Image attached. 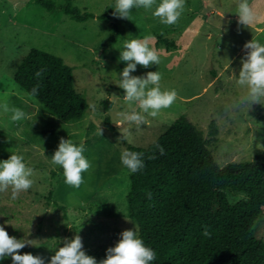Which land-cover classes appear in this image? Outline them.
<instances>
[{
    "label": "rangeland",
    "instance_id": "obj_1",
    "mask_svg": "<svg viewBox=\"0 0 264 264\" xmlns=\"http://www.w3.org/2000/svg\"><path fill=\"white\" fill-rule=\"evenodd\" d=\"M51 2L48 9L36 0H0V161L12 153L23 155L34 169L35 181L15 200L11 187L0 192V225L10 236L33 244L20 254L31 253L50 264L65 239L78 234L85 253L99 264L124 230L137 232L126 216L130 171L122 165L121 154L129 145L152 144L180 116L194 125L218 167L264 162V105L235 106L245 91L236 82L246 53L243 46L252 39L264 44V19L250 27L239 25V0H186L173 25L162 24L153 15L155 7L133 8L127 20L114 16L116 0H72L81 11L94 14L77 21L61 11L65 0ZM249 2L264 17V0ZM107 8L112 10L108 19L98 18ZM148 35L154 37L150 43L159 51L161 63L149 68L137 65L131 74L159 71L162 90L174 89L178 95L170 108L156 118L146 117L137 127L121 116L140 110L124 100V90L118 86L127 66L120 53L126 41ZM158 36L167 42L158 41ZM33 47L72 66L74 87L88 103L81 118H57L14 82L16 67ZM4 104L23 110L27 118L13 122ZM106 117L117 135L105 125ZM61 138L84 144V155L91 162L79 188L67 185L63 169L51 162ZM227 198L242 200L245 193L227 192ZM252 227L264 240V213ZM0 264H12L11 257Z\"/></svg>",
    "mask_w": 264,
    "mask_h": 264
},
{
    "label": "trees",
    "instance_id": "obj_2",
    "mask_svg": "<svg viewBox=\"0 0 264 264\" xmlns=\"http://www.w3.org/2000/svg\"><path fill=\"white\" fill-rule=\"evenodd\" d=\"M36 1L53 7L51 0ZM60 9L77 21L94 16L72 0H65ZM111 13L107 8L97 17L107 20ZM13 80L25 95L59 119H79L88 107L74 87L72 66L46 50L31 48L16 67ZM36 85L38 95L33 97ZM104 122L117 135L108 117ZM126 150L142 153L145 165L129 173L126 216L156 253L151 264H264V240L252 227L264 213L263 161L218 167L184 116L147 147L129 145ZM227 192H243L245 198L229 202ZM205 230L210 235H204Z\"/></svg>",
    "mask_w": 264,
    "mask_h": 264
},
{
    "label": "clouds",
    "instance_id": "obj_3",
    "mask_svg": "<svg viewBox=\"0 0 264 264\" xmlns=\"http://www.w3.org/2000/svg\"><path fill=\"white\" fill-rule=\"evenodd\" d=\"M186 5V0H116L114 16L121 19H130L133 8L151 10L155 7L153 15L159 18L164 25L178 23ZM236 15L238 24L250 27L264 17L254 8L249 0H239ZM154 37L148 35L126 41L120 60L126 62L120 76L119 87L124 90V100L131 104L136 103L140 111L133 109L131 113H121L123 120L134 123L137 127L146 122V117L156 118L162 109L170 108L177 99L176 90H162V73L149 71L144 76H135L137 65L149 68L161 63L159 51L150 43ZM245 57L241 60L242 67L237 78V85L244 89V94L237 98L235 106L262 104L264 105V44L252 39L244 44ZM40 75L39 72L36 73ZM39 85L31 90L33 97L38 95ZM5 112H12L13 122L27 118L26 113L19 108H9L4 104ZM102 128L98 135L102 136ZM160 153L163 148L157 145ZM84 144H75L72 139L61 138L58 149L54 152L51 162L63 169L65 183L79 188L85 181L83 173L91 167V162L84 155ZM121 163L131 173H136L144 168L142 153L123 151ZM34 169L24 162L23 155L12 153L6 160L0 161V192L12 189L11 199H17L21 192L29 190L35 183L32 177ZM149 197L151 194H148ZM204 235H210L207 230ZM26 245H33L27 239H17L10 236L3 225H0V260L11 257L12 264H45L40 256L31 253L20 254L19 250ZM156 258V253L145 245L135 230H124L121 239L114 247L107 249L106 258L99 264H151ZM50 264H98L97 260L83 250L82 238L75 235L71 240L65 239L64 246L55 251L50 259Z\"/></svg>",
    "mask_w": 264,
    "mask_h": 264
}]
</instances>
